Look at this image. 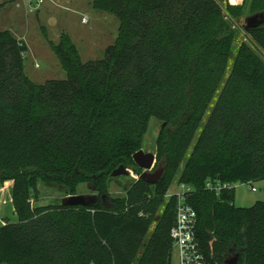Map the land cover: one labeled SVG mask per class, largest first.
I'll return each mask as SVG.
<instances>
[{
	"label": "trees",
	"instance_id": "obj_1",
	"mask_svg": "<svg viewBox=\"0 0 264 264\" xmlns=\"http://www.w3.org/2000/svg\"><path fill=\"white\" fill-rule=\"evenodd\" d=\"M223 1L94 0L120 22L114 45L84 63L62 35L51 46L67 78L45 84L25 74V42L0 32V181L13 184L18 218L0 227V264H172L176 203L166 195L180 171L209 263L264 264V202L240 208L235 188L206 189L264 185V25L234 53L248 0ZM249 9L264 13V0ZM152 119L162 124L155 185L133 162ZM120 166L139 178L114 198ZM41 184L68 196L86 184L97 197L86 196L88 207L34 206Z\"/></svg>",
	"mask_w": 264,
	"mask_h": 264
},
{
	"label": "rangeland",
	"instance_id": "obj_2",
	"mask_svg": "<svg viewBox=\"0 0 264 264\" xmlns=\"http://www.w3.org/2000/svg\"><path fill=\"white\" fill-rule=\"evenodd\" d=\"M93 1L44 0V3L37 8L38 10L33 9L34 11L31 12L27 0H0V32L10 31L27 45L28 52L24 60V69L25 74L34 83L45 84L47 81L67 78V73L62 68L51 46V43L58 44L62 35L71 38L84 63L103 59L107 49L114 45L120 22L110 13L95 9ZM227 3H229V0H224L222 5L225 7ZM250 3L251 0L246 3L245 17L251 16ZM33 4L36 5L35 2ZM84 18H88V23H83ZM236 26L237 37L233 49L234 53H237L241 42L249 41L246 35L247 32L241 26L237 24ZM257 52L260 53L259 50ZM225 82L226 79L222 87ZM215 99H217V96ZM203 124H205V121ZM161 127L160 122L152 119L143 144V150L146 153L155 154L156 140ZM200 133L201 129L188 151V156H190ZM157 170H160V168L155 165L152 171ZM129 171L130 176L115 178L110 184L109 194L112 197L125 196V189L139 178L132 169H129ZM140 172L142 175L143 172ZM180 175L181 171L170 187V192L179 191ZM251 186L253 188L247 184L239 183L236 185L235 205L237 207L250 208L259 201L264 202L263 183L254 182ZM92 188V186L82 184L79 187L78 195L95 199L97 194ZM38 195L39 201L34 203V206H61L70 197L62 188L43 184L39 185ZM17 221L18 218L12 200V185L9 182L2 183L0 181V227L7 222L16 223ZM153 226L155 227V225ZM232 258H235V256ZM172 264H179V256L176 250L172 252Z\"/></svg>",
	"mask_w": 264,
	"mask_h": 264
},
{
	"label": "built area",
	"instance_id": "obj_3",
	"mask_svg": "<svg viewBox=\"0 0 264 264\" xmlns=\"http://www.w3.org/2000/svg\"><path fill=\"white\" fill-rule=\"evenodd\" d=\"M35 2L36 5L33 3ZM44 3V0H27L30 11L38 10ZM83 23H88V18L83 19ZM179 191L168 192L167 202L174 201L175 206V224L171 230L172 252L177 251L179 264H210L204 252L202 244L197 236L198 215L196 210L190 204V198L194 193V188L185 183H178ZM237 184L228 183H206V189L216 193L224 190H232ZM251 188L250 183H247Z\"/></svg>",
	"mask_w": 264,
	"mask_h": 264
},
{
	"label": "water",
	"instance_id": "obj_4",
	"mask_svg": "<svg viewBox=\"0 0 264 264\" xmlns=\"http://www.w3.org/2000/svg\"><path fill=\"white\" fill-rule=\"evenodd\" d=\"M229 4L234 7H239L244 4V0H229ZM236 24L238 26H241L244 31L249 32L264 25V13L254 14L241 20H237ZM133 162L140 170L143 171L140 179L144 180L145 182L151 185H155L164 173L163 169L157 170L156 172H152L156 162V156L153 153H146L144 150H141L133 156ZM130 175L131 173L128 169H126L124 166H120L112 173L111 176L113 178H119L128 177ZM92 190H94V187L92 188ZM63 205L67 207H88L91 205V202L84 195H76L67 198ZM238 262L239 256L237 255L235 258L227 260L225 264H238Z\"/></svg>",
	"mask_w": 264,
	"mask_h": 264
},
{
	"label": "crops",
	"instance_id": "obj_5",
	"mask_svg": "<svg viewBox=\"0 0 264 264\" xmlns=\"http://www.w3.org/2000/svg\"><path fill=\"white\" fill-rule=\"evenodd\" d=\"M11 185H12V187H13V184H12V182H9Z\"/></svg>",
	"mask_w": 264,
	"mask_h": 264
},
{
	"label": "flooded vegetation",
	"instance_id": "obj_6",
	"mask_svg": "<svg viewBox=\"0 0 264 264\" xmlns=\"http://www.w3.org/2000/svg\"><path fill=\"white\" fill-rule=\"evenodd\" d=\"M155 165H156V162H155ZM143 172V171H142ZM153 172V171H152ZM156 172V171H155Z\"/></svg>",
	"mask_w": 264,
	"mask_h": 264
},
{
	"label": "bare ground",
	"instance_id": "obj_7",
	"mask_svg": "<svg viewBox=\"0 0 264 264\" xmlns=\"http://www.w3.org/2000/svg\"><path fill=\"white\" fill-rule=\"evenodd\" d=\"M233 1H235V0H233Z\"/></svg>",
	"mask_w": 264,
	"mask_h": 264
}]
</instances>
